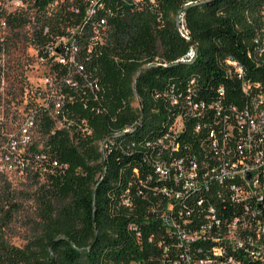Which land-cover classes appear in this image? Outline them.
<instances>
[{
    "label": "built area",
    "instance_id": "built-area-1",
    "mask_svg": "<svg viewBox=\"0 0 264 264\" xmlns=\"http://www.w3.org/2000/svg\"><path fill=\"white\" fill-rule=\"evenodd\" d=\"M36 1L0 0V28H7L9 14L26 16L29 56L47 61L52 71L21 89L27 113L23 121L8 117L0 104L1 173L34 163L67 169V163L31 149L32 128L38 125L40 130L42 112L75 144L89 137L93 127L87 116L73 113L72 104L81 102L91 114L108 115L96 67L88 69L85 63L106 44L119 4L148 12L159 27L164 25L158 0H48L40 10ZM41 14L52 19L69 16L78 22L67 26L60 22L55 33L44 26L42 34L48 40L39 43L34 29ZM175 22L178 34L190 41L183 11L176 13ZM250 43L247 56L259 61L264 55V25ZM195 49L190 45L180 60L190 61ZM4 53L1 37L0 101L6 84ZM227 64L228 75L238 82L235 91L234 86L227 89L220 84L212 96L199 95L197 80L191 78L180 84L167 80L153 92L157 103L153 111L168 120L157 135L139 143L144 161L140 171L135 169L138 182L132 199H122L140 220L127 224L138 250L130 264H264V85L247 78L236 60L228 59ZM9 122L15 127L12 132ZM122 132L113 130L99 142V150H128L132 143L115 140ZM137 201L145 204L144 209Z\"/></svg>",
    "mask_w": 264,
    "mask_h": 264
},
{
    "label": "trees",
    "instance_id": "trees-1",
    "mask_svg": "<svg viewBox=\"0 0 264 264\" xmlns=\"http://www.w3.org/2000/svg\"><path fill=\"white\" fill-rule=\"evenodd\" d=\"M47 1H36L39 10ZM158 1L164 17L162 27L150 13L119 4L106 44L85 63L88 69L96 67L109 112L94 115L81 102L72 104L73 113L89 118L93 127L89 137L75 144L65 129L55 128L46 113L40 114L44 147L33 144L32 151H45L68 167L63 172L49 165L34 163L29 167L35 166V174L42 180L38 187L39 231L20 247L4 240L0 226V264H130L138 250L127 224L140 220L122 199H132L138 182L135 169L140 171L144 161L139 143L157 135L168 120L162 112L153 111L157 105L153 92L167 80L180 84L191 78L197 80L199 95L212 96L220 84L227 89L234 86L235 91L238 82L226 71L228 59L242 65L247 78L264 85V55L259 61L247 56L252 37L264 25V0H196L189 5H184L187 0ZM182 8L190 41L176 31L175 15ZM6 20L11 29L27 23L21 14H9ZM60 22L67 26L78 19L38 15L36 41L48 40L42 34L46 25L50 32H59ZM189 42L195 43L196 54L190 61H181L189 51ZM155 56L162 62H154ZM136 98L138 106H133ZM141 110L143 119L138 124ZM126 127L130 129L122 132ZM113 130L122 132L115 140L132 143L128 150H99V142ZM2 199L10 207L15 205L0 193ZM54 200L62 203L55 206ZM137 203L144 209V203ZM4 206L1 218L10 220L11 210Z\"/></svg>",
    "mask_w": 264,
    "mask_h": 264
},
{
    "label": "rangeland",
    "instance_id": "rangeland-1",
    "mask_svg": "<svg viewBox=\"0 0 264 264\" xmlns=\"http://www.w3.org/2000/svg\"><path fill=\"white\" fill-rule=\"evenodd\" d=\"M1 37L5 39L3 56L7 64V71L5 73V95L0 104L7 110L8 117L16 118L18 122H21L27 114L25 111L23 113V104L20 100L21 89L40 82L39 79L52 74V71L49 68L50 63L47 61H36L29 56V37L26 26L16 29H11L8 26L5 29L0 28ZM159 59L161 58L155 56L153 61ZM133 106H138L137 98L134 100ZM14 129L13 123L9 122V132ZM31 136L33 141L31 145H38L44 139L38 125L33 126ZM28 169L20 170L13 167L10 171L0 174V193L4 198L9 197L10 201L15 204L10 207L5 199L0 200V208L5 205L4 209L9 208L12 213L10 220L2 219L0 213L2 236L6 242L20 247L38 233L40 222L38 198L40 190L38 187L42 180L40 177L37 178L35 166ZM53 203L55 206H59L62 202L61 200H54Z\"/></svg>",
    "mask_w": 264,
    "mask_h": 264
},
{
    "label": "water",
    "instance_id": "water-1",
    "mask_svg": "<svg viewBox=\"0 0 264 264\" xmlns=\"http://www.w3.org/2000/svg\"><path fill=\"white\" fill-rule=\"evenodd\" d=\"M183 9H184V8H182V9L179 10V11H182ZM189 43H190L191 46H193L194 48H196L195 43H193V42H189ZM142 119H143V111L141 110V117H140V120H139L138 124L142 121ZM138 124L136 125V127L138 126ZM48 248H50V244L48 245ZM53 261H54V258H53Z\"/></svg>",
    "mask_w": 264,
    "mask_h": 264
}]
</instances>
